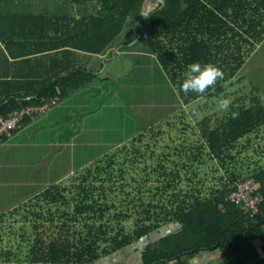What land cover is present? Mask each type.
I'll return each mask as SVG.
<instances>
[{"label": "trees", "instance_id": "16d2710c", "mask_svg": "<svg viewBox=\"0 0 264 264\" xmlns=\"http://www.w3.org/2000/svg\"><path fill=\"white\" fill-rule=\"evenodd\" d=\"M70 1L99 3V15L85 19L84 29L73 32L75 49L99 55L124 34L129 19L142 17L145 2L156 3L150 22L126 47L137 39L135 45L146 44L182 104L205 102L208 110L198 117L199 107H190L192 113L175 115L164 130L139 134L132 147L117 148L69 184L55 183L37 193L25 212L29 234L20 236V246L0 249V264H90L170 223L175 230L145 246L142 264H187L186 257L216 249L224 253L222 264H264V164H248L244 174L238 162L251 143L247 136L264 126V105L256 95L249 101L240 96L231 105V112L238 113L233 119L215 104L230 96L232 81L264 41V0H163V6L159 0ZM194 62L216 64L224 79L203 95H184V73ZM72 77L44 81L32 96L16 93L0 103V113L54 98L58 85L62 101L81 86L72 85ZM82 79L85 85L94 76ZM148 136L150 141L143 143ZM203 165L208 179L201 182ZM248 177L263 195L254 217L229 198ZM45 203L59 211L47 207L45 213ZM70 203L71 211L66 209ZM5 230L0 226V247ZM256 239L262 242L259 248L253 245Z\"/></svg>", "mask_w": 264, "mask_h": 264}, {"label": "crops", "instance_id": "0c3cea01", "mask_svg": "<svg viewBox=\"0 0 264 264\" xmlns=\"http://www.w3.org/2000/svg\"><path fill=\"white\" fill-rule=\"evenodd\" d=\"M162 1L159 0L161 4ZM64 5L68 8L66 13L56 16V13L52 14V4H47L46 0H0V103L6 104L8 102L6 99H12L16 93H29L26 95L32 96L36 93L35 89L42 86L44 81L47 83V80H61L66 77H69L70 80L74 75V78L71 79L74 80L71 82L72 85H81L79 89L69 91L65 99L57 103V105L64 104L63 106L30 117L27 121L24 120L11 135L2 137L0 146H4L5 142H11L12 146L8 147L9 152H5L2 159L7 157L8 153L14 154L12 158H9V161L17 159V169L9 166L7 160H2L0 164L6 182L21 183L31 180V184H35V186L49 183L44 176L39 173L35 174L33 160L44 157L57 159L55 154L61 155L62 148L57 146L56 142L62 136L67 139L66 142L72 144L68 153L62 149V153H65L62 160L67 162L72 155V162L74 161L78 140L85 141L88 136L92 135L88 134L86 129H78V126L83 123V117L86 122V119L92 118L88 117V113L104 115L106 108L111 107V103H106L105 96H103L104 101L99 107H94L95 94L89 93L94 90L96 80H98L97 83H102L99 80L100 77L107 74L104 69L106 64L102 59L111 55L112 49L117 47L127 48L130 54L132 52L133 55H136L134 49L140 45H135L138 39L126 47L125 42H129V39L132 38L126 36V32H134L143 28L150 22V18L145 15L147 9L150 7L157 9L156 3L145 2L142 17L129 19L124 34L111 45L106 53L99 55L86 53L73 47L74 44H78L73 40V36H75L73 32L78 31V28L84 29L83 21L85 19L99 15L101 10L99 3L88 1L74 4L70 0H64ZM144 18H148V21L146 22ZM128 26L130 27L128 28ZM69 35H72L71 38ZM150 57L155 56L151 54ZM98 73L101 74L98 75ZM85 74H93L94 79L82 85L84 78L80 79ZM100 88L106 89V85L102 83ZM56 90L60 91L59 85ZM97 91L100 92L98 88H96ZM105 94L107 95V93ZM68 96L70 100L62 103L67 100ZM45 127L54 128L49 130ZM52 138H54L53 144L42 142ZM37 149L49 150L51 153L40 157ZM52 164L55 162L53 161ZM16 171L18 172L15 176ZM42 187L40 186L38 191L43 189ZM173 230L171 227L170 232ZM256 240L257 244L253 245L259 248L262 242L259 239ZM133 246L131 250H120L123 251L121 255L113 258L106 256L99 259L101 261L97 260L90 264H139V251L136 244ZM223 260L224 253L220 249L204 251L185 258L187 264H222ZM167 264H176V262Z\"/></svg>", "mask_w": 264, "mask_h": 264}, {"label": "rangeland", "instance_id": "374dc122", "mask_svg": "<svg viewBox=\"0 0 264 264\" xmlns=\"http://www.w3.org/2000/svg\"><path fill=\"white\" fill-rule=\"evenodd\" d=\"M46 3L52 4V14L56 13V16L66 13V10H68L64 5V0H46ZM35 5L37 6V3ZM136 32L127 31L126 36L133 38ZM112 50L111 55L102 59L104 64H106L104 69L107 74L102 75L99 80L106 85V89H101L102 83H97L98 80H96L94 90L89 92L95 94L93 98L96 102L94 107L98 108L101 102L104 101L103 96H105L106 103H111V107L106 108L104 115L88 113V117L92 118L87 117L86 122H84L85 118L83 117L85 126L82 123V125L78 126V129H86L88 134L92 135L88 136L87 140L79 139L76 143L74 166L72 155L67 162L62 160L65 155V153H62V149L68 153L69 149L72 148V144L66 142L67 139L62 136L56 142V145L62 148L60 151L61 155L55 154L59 161L52 158L46 159V157L33 160L35 174L39 173L47 178L49 183L46 185L41 183L35 186V184H31V180L21 183L6 182L0 167V216L3 219L1 220L0 218V226L6 229L2 233L4 238L0 249L6 250L5 248L13 247L12 245L20 246V236L29 234L25 230V212L28 211L30 204L36 202L32 200H34L37 192H42L55 183L69 184L85 167L90 165L95 167L101 158H108L117 148L132 147L135 144V137H140L139 133L151 135L153 131L164 130L165 126H167V120H172V117L180 114V112L192 113L190 107H199L198 117L206 114L208 109H206L205 102L189 105V107L182 104L177 90L169 82L157 59L150 57L151 53L147 49L146 44L140 43L134 49V54L136 55H133L132 52L130 54L127 48L117 47ZM232 82L233 85L228 90V95H230L228 98L230 97L232 102L240 98V96H247L249 101L251 96L256 95L264 105V41L246 59L244 67ZM96 88L100 92H96ZM116 88L118 89L116 90ZM104 93H107V95H104ZM68 100H70L69 96L62 103ZM215 104L218 107L219 101L217 100ZM63 105H57L48 111H53ZM211 106L210 104L209 107ZM196 118H190L189 121L196 120ZM193 123L195 124L196 121H193ZM45 128L51 130L54 127ZM254 133L252 132L247 136V138L250 136L252 139L251 143L248 150L243 151L238 160L239 165L244 170V174L247 173L245 168L248 164L251 167L256 166L257 163L264 164V126L261 127L257 134ZM53 141L54 138L42 142L53 144ZM149 141L150 136L146 137L143 143ZM242 141L245 143L248 140L244 138ZM10 143L5 142L4 146H0V164L2 160H7L9 166L17 169V159L9 161V158H12L14 154L8 153L7 157L2 159L4 153L8 151V147H12ZM37 150L40 157L51 153L49 150ZM53 161L55 164H52ZM71 162L72 165L70 164ZM205 170V165H203L201 182L205 181L204 179H208L204 178ZM17 172H15V176ZM40 186H43L42 191H38ZM47 207L52 209V212L59 211L55 205L49 206L45 203V213L48 212ZM71 208L72 204L70 203L66 209L71 211ZM15 209H17L18 213L14 216L12 212ZM45 231L46 234H51L49 228H46ZM24 252L26 254L27 251L24 250Z\"/></svg>", "mask_w": 264, "mask_h": 264}, {"label": "built area", "instance_id": "2783aa9c", "mask_svg": "<svg viewBox=\"0 0 264 264\" xmlns=\"http://www.w3.org/2000/svg\"><path fill=\"white\" fill-rule=\"evenodd\" d=\"M59 95L60 91L54 98L43 100L40 104H31L7 115L0 114V138L11 135L26 117H35L56 106L60 101ZM237 186L236 190L230 193L229 198L232 201L230 203L241 206V209L250 217L258 215L263 203V195L257 190L254 179L248 177L238 182ZM253 244L256 245L257 240H254Z\"/></svg>", "mask_w": 264, "mask_h": 264}, {"label": "clouds", "instance_id": "9594fccd", "mask_svg": "<svg viewBox=\"0 0 264 264\" xmlns=\"http://www.w3.org/2000/svg\"><path fill=\"white\" fill-rule=\"evenodd\" d=\"M224 79V71L214 63L201 64L199 62L190 63L187 71L184 73V79L180 87V91L184 95L193 92L198 95L205 94L209 88L214 87L217 81ZM231 98H221L219 100V109L225 113L231 112ZM231 116L235 119L237 112H231Z\"/></svg>", "mask_w": 264, "mask_h": 264}, {"label": "water", "instance_id": "95a60500", "mask_svg": "<svg viewBox=\"0 0 264 264\" xmlns=\"http://www.w3.org/2000/svg\"><path fill=\"white\" fill-rule=\"evenodd\" d=\"M162 5H164V2L162 1ZM156 10L155 7H150L147 9L145 15L147 17H149L151 19V16H150V13L151 12H154ZM173 226V223H170V224H167L165 226H163L162 228H160L159 230L157 231H154L150 234H148L146 237H144L143 239L139 240L138 242H136L135 244L137 245V248H138V251H139V264H142V252L144 251V248L146 245H148L149 243L155 241L156 239H160L164 236H167L169 235L171 232V227ZM134 246H129L127 248H125L126 250H131ZM123 254V251H120L116 254H113L109 257H114V256H118V255H121ZM101 261V260H99Z\"/></svg>", "mask_w": 264, "mask_h": 264}]
</instances>
